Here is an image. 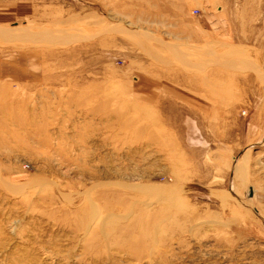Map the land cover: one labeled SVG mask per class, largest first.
<instances>
[{
    "label": "rangeland",
    "instance_id": "obj_1",
    "mask_svg": "<svg viewBox=\"0 0 264 264\" xmlns=\"http://www.w3.org/2000/svg\"><path fill=\"white\" fill-rule=\"evenodd\" d=\"M0 264H264V0H0Z\"/></svg>",
    "mask_w": 264,
    "mask_h": 264
},
{
    "label": "crops",
    "instance_id": "obj_2",
    "mask_svg": "<svg viewBox=\"0 0 264 264\" xmlns=\"http://www.w3.org/2000/svg\"><path fill=\"white\" fill-rule=\"evenodd\" d=\"M211 14H212V22H213V24H212V22L209 21V18H207L208 12L205 10L204 13L200 17V23H201V25L205 29L210 30V31H212V32H214L216 34L221 33L222 32L221 29L224 26L223 19L221 17H219V16L216 17L214 15V13H212V12H211ZM140 95H143V94H140ZM188 124H189L188 126H190V128L193 129V132L196 133L193 124L192 123L190 124V122Z\"/></svg>",
    "mask_w": 264,
    "mask_h": 264
},
{
    "label": "bare ground",
    "instance_id": "obj_3",
    "mask_svg": "<svg viewBox=\"0 0 264 264\" xmlns=\"http://www.w3.org/2000/svg\"><path fill=\"white\" fill-rule=\"evenodd\" d=\"M171 51V50H170Z\"/></svg>",
    "mask_w": 264,
    "mask_h": 264
}]
</instances>
